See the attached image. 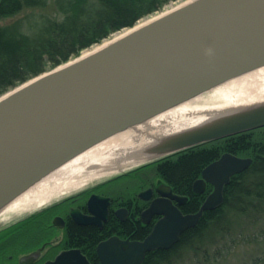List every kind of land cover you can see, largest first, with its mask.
Listing matches in <instances>:
<instances>
[{
    "label": "water",
    "instance_id": "1",
    "mask_svg": "<svg viewBox=\"0 0 264 264\" xmlns=\"http://www.w3.org/2000/svg\"><path fill=\"white\" fill-rule=\"evenodd\" d=\"M1 1V0H0ZM264 65V0H186L114 39L0 95V212L43 178L94 145L215 86ZM264 127V102L214 113L198 124L154 137L123 159L94 166L110 172L140 166L191 147ZM251 158L223 153L192 185L211 191L196 212L153 202L162 215L141 241L109 238L97 245L101 264H141L168 249ZM168 191L160 194L183 203ZM125 245V248L122 246ZM48 264H90L78 250Z\"/></svg>",
    "mask_w": 264,
    "mask_h": 264
},
{
    "label": "trees",
    "instance_id": "2",
    "mask_svg": "<svg viewBox=\"0 0 264 264\" xmlns=\"http://www.w3.org/2000/svg\"><path fill=\"white\" fill-rule=\"evenodd\" d=\"M176 1L1 0L0 19L12 17L25 8L46 7L48 2L55 13L36 17L31 13L22 20L0 25V95L79 56L83 50L100 44ZM226 152L238 156L252 155L253 164L231 177L224 187V201L220 206L204 211L198 223L185 229L179 241L170 248L147 252L141 264H167L180 246L202 242L209 235L213 237L216 229L218 233L227 230L230 235L227 226L233 224L232 216L246 214L253 210L249 209L250 204L264 201V128L197 145L149 164L154 173L175 191L189 195L185 209L196 212L211 191V185L207 184L203 193L195 194L192 184L206 165ZM126 227L130 230L129 224ZM99 232L91 228L70 229L76 245L92 246Z\"/></svg>",
    "mask_w": 264,
    "mask_h": 264
},
{
    "label": "flooded vegetation",
    "instance_id": "3",
    "mask_svg": "<svg viewBox=\"0 0 264 264\" xmlns=\"http://www.w3.org/2000/svg\"><path fill=\"white\" fill-rule=\"evenodd\" d=\"M240 157L251 158L249 167L253 164L252 155ZM146 164L110 171L43 206L0 220V264H48L62 252L72 250H78L90 264H101L97 253L99 243L112 237L141 241L152 231L162 218L149 209L153 202L165 204L171 200L182 214L189 213L185 209L189 195L175 191ZM143 171H147L146 177L141 174ZM166 186L173 194L186 197L184 202L179 204L160 194L158 188L167 192ZM71 227L101 232L92 246L76 245L71 238Z\"/></svg>",
    "mask_w": 264,
    "mask_h": 264
},
{
    "label": "bare ground",
    "instance_id": "4",
    "mask_svg": "<svg viewBox=\"0 0 264 264\" xmlns=\"http://www.w3.org/2000/svg\"><path fill=\"white\" fill-rule=\"evenodd\" d=\"M120 34H116L111 39ZM108 41L106 39L104 43ZM262 102H264V65L233 77L87 149L14 199L0 212V220L3 222L10 216L43 206L58 196L83 187L92 179L108 174V172L93 171L94 166L134 163L132 159H123L124 156L134 149L138 150L154 137L193 126L214 113Z\"/></svg>",
    "mask_w": 264,
    "mask_h": 264
},
{
    "label": "rangeland",
    "instance_id": "5",
    "mask_svg": "<svg viewBox=\"0 0 264 264\" xmlns=\"http://www.w3.org/2000/svg\"><path fill=\"white\" fill-rule=\"evenodd\" d=\"M183 1L186 0L172 2L161 11L139 20L136 24L155 17ZM31 13L35 17L40 14L54 15L55 9L50 2L47 3L46 7L42 8H25L12 17L0 19V25L13 20H22ZM126 29L113 34L107 40H110L116 34L126 31ZM100 44L83 50L81 54ZM146 172L143 171L141 174L146 177ZM150 175L152 174L149 173ZM250 208H253V210L247 211L246 214L237 213L232 216L233 224L227 226L228 230H230V235H228L227 230L223 233H218L216 229V234L214 233L213 237L209 235L202 242H192L188 246H180L177 249L178 253H174L167 264H264V201L258 204H250Z\"/></svg>",
    "mask_w": 264,
    "mask_h": 264
}]
</instances>
